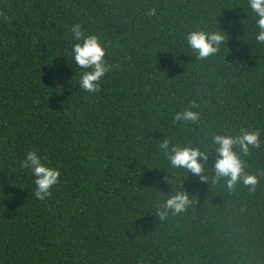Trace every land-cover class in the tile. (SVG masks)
Instances as JSON below:
<instances>
[{
  "label": "trees",
  "instance_id": "16d2710c",
  "mask_svg": "<svg viewBox=\"0 0 264 264\" xmlns=\"http://www.w3.org/2000/svg\"><path fill=\"white\" fill-rule=\"evenodd\" d=\"M256 20L248 0H0V264H264ZM76 23L114 65L98 93L79 86L87 70L74 61ZM194 30L227 39L199 59L186 40ZM187 108L198 121L173 119ZM241 129L260 131L247 156L235 147L259 177L254 192L213 183L212 137ZM165 138L206 152L208 181L172 167ZM28 151L60 170L43 201L21 167ZM181 191L191 204L160 220Z\"/></svg>",
  "mask_w": 264,
  "mask_h": 264
},
{
  "label": "clouds",
  "instance_id": "9594fccd",
  "mask_svg": "<svg viewBox=\"0 0 264 264\" xmlns=\"http://www.w3.org/2000/svg\"><path fill=\"white\" fill-rule=\"evenodd\" d=\"M250 10L256 15V27L258 32L255 39L258 43L264 44V0H248ZM155 9H149L147 15H155ZM7 19V17H5ZM72 37L77 41L72 48L75 63L84 71L80 80V87L88 93H98L100 91V81L114 65L105 60L106 47L96 34H85L82 24L76 23L71 28ZM226 35L222 31L205 32L194 30L187 34L186 40L189 47L197 53L199 59H206L215 55L222 44L226 42ZM196 105L193 103L192 108ZM187 108L175 114L174 120L177 122H196L200 118L197 111ZM212 142L216 145L215 151L218 158L214 164L213 183L226 180L228 190H235L239 183H243L250 191H255L259 182V177L245 171V161L241 159L240 153L247 156L251 149L260 147V131L241 129L236 135L216 134L212 137ZM238 146L240 153L235 151ZM159 148L167 156L170 164L174 168H183L196 176L202 182L208 181L205 175V164L208 161V154L198 147L172 145L170 140L165 138L160 141ZM44 159H47L46 157ZM21 167L31 170L35 177L36 185L35 197L41 201L52 195L51 189L59 183L60 170L47 166L42 162L37 151H28L26 158L21 162ZM191 204L190 195L186 191L176 192L170 195L158 210L156 215L160 220H164L169 212L179 214L187 209Z\"/></svg>",
  "mask_w": 264,
  "mask_h": 264
}]
</instances>
